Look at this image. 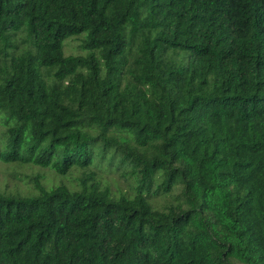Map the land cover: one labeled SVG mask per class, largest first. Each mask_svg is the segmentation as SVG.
Returning a JSON list of instances; mask_svg holds the SVG:
<instances>
[{"label": "trees", "instance_id": "16d2710c", "mask_svg": "<svg viewBox=\"0 0 264 264\" xmlns=\"http://www.w3.org/2000/svg\"><path fill=\"white\" fill-rule=\"evenodd\" d=\"M0 162V264H264V0H0Z\"/></svg>", "mask_w": 264, "mask_h": 264}, {"label": "rangeland", "instance_id": "374dc122", "mask_svg": "<svg viewBox=\"0 0 264 264\" xmlns=\"http://www.w3.org/2000/svg\"><path fill=\"white\" fill-rule=\"evenodd\" d=\"M78 40H71L66 45V54H82L84 53L80 47ZM41 174V181L48 187L55 186L61 182L67 184L76 183L75 179L81 174L80 171H74L68 176L62 177L49 169H42L32 165H8L0 162V191L23 194H34V184L31 177ZM106 175L105 177H107ZM114 189L116 187L125 188L126 184L119 179L118 174H112L109 177ZM115 179V180H114Z\"/></svg>", "mask_w": 264, "mask_h": 264}]
</instances>
